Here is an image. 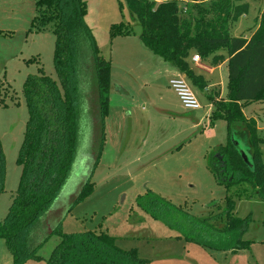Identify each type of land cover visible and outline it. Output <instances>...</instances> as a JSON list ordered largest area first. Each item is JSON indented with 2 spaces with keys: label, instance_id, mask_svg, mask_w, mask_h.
Here are the masks:
<instances>
[{
  "label": "rangeland",
  "instance_id": "374dc122",
  "mask_svg": "<svg viewBox=\"0 0 264 264\" xmlns=\"http://www.w3.org/2000/svg\"><path fill=\"white\" fill-rule=\"evenodd\" d=\"M39 1L0 0V138L6 167L0 221L8 214L22 175L18 157L29 119L24 83L30 75L41 72L59 83L53 23L34 27ZM84 1V21L101 54L110 61L109 110L102 122L94 67L91 60H86L80 71L79 149L44 225L53 229L60 224L66 232L105 233L117 247L134 250L142 264H264V201L249 184H219L208 167V158L204 159L228 143L226 122L217 121L215 128L207 126L203 134L199 128L189 129L182 116L174 119V113L186 110L168 86V79L165 85L148 81L153 69L167 64L142 44L141 26L125 0ZM184 5L183 21L192 23L197 9L192 3ZM208 5L206 1L205 7ZM248 17L250 22L235 25L234 36H240L241 26L252 25V15ZM193 91L203 102L198 89ZM160 98L173 113L162 109ZM242 110L256 122L257 136L264 138V101L250 102ZM186 116L191 120L190 115ZM234 128L235 146L238 141L247 150L243 125L235 124ZM258 148L264 163V143ZM92 171L93 190L75 202ZM152 195L203 219L213 213V208L225 210L227 199L231 200L232 216L238 222L233 238L225 241L205 237L209 244L186 238L181 230L145 209L142 197ZM59 240L54 233L36 251L41 259L29 258L23 264H48ZM238 241L244 245L237 247ZM13 263L12 252L0 238V264Z\"/></svg>",
  "mask_w": 264,
  "mask_h": 264
},
{
  "label": "trees",
  "instance_id": "16d2710c",
  "mask_svg": "<svg viewBox=\"0 0 264 264\" xmlns=\"http://www.w3.org/2000/svg\"><path fill=\"white\" fill-rule=\"evenodd\" d=\"M206 1L125 0L141 26L139 38L142 44L193 84L201 87L189 63L192 53L202 59L212 56L213 64L228 60L227 95L225 99H213L211 115L213 123L219 119L227 122L228 143L218 146L207 156L208 167L219 184H249L258 199L264 201V163L258 148L264 138L257 136L256 122L247 118L242 110L250 102L264 101V10L258 28L246 38L231 33L233 22L248 10L246 2L210 0L205 7ZM182 2L192 3L197 9L192 23L183 21ZM85 11L84 0L38 2L34 27L43 28L53 23L57 35L54 60L59 83L44 72L30 75L24 83L29 119L18 157L22 175L8 214L0 221V238L5 239L12 252L13 264H23L29 258L41 259L36 251L54 233L60 240L48 264L143 263L134 250L117 247L112 237L105 233L97 234L91 230L66 232L60 229V224L50 232L47 224L44 225L50 208L71 174L79 149L82 117L80 71L86 60H91L94 67L102 122L109 110L110 61L101 54L84 21ZM235 124H242L247 135L248 161L234 145ZM98 160L99 157L95 165ZM5 173L0 138V194L4 190ZM92 174L93 171L75 202L93 190ZM142 198L145 209L153 217L181 230L186 238L196 242L209 244L205 237L229 241L237 228L238 222L232 216L233 202L229 199L225 210L213 208V213L203 219L163 197ZM189 232H197V235ZM243 245L242 241L236 244L237 247Z\"/></svg>",
  "mask_w": 264,
  "mask_h": 264
},
{
  "label": "crops",
  "instance_id": "0c3cea01",
  "mask_svg": "<svg viewBox=\"0 0 264 264\" xmlns=\"http://www.w3.org/2000/svg\"><path fill=\"white\" fill-rule=\"evenodd\" d=\"M207 1L210 2V0H207ZM242 2H246L248 4V10H247V12L242 14L238 18L237 21L233 22V24L231 25V33L233 32V28L235 27V25H237V24L243 25L244 22L245 23L247 21L250 22L248 16L252 15V25L245 26V28H244V26H241L242 32H241L240 36H244L246 38H249L258 28L259 18H260L262 11L264 10V1L246 0V1H242ZM185 3H187V2H182L181 7H186L184 5ZM238 3H241V2H238ZM241 20H243V21H241ZM251 26H253V28L249 29ZM246 28H248V29L245 30ZM194 55H198V54L192 53L191 56L189 57V63L191 65V68L194 71L195 76L197 77V82H199L198 83L199 85L201 84V87L193 84L184 75H182L178 70H176L173 67H169L167 65L161 66L160 68L156 67L155 69H153L152 73L149 74V76H148V78H149L148 81H150L151 83L158 81V83L161 82L162 85H165L168 83V86L170 87V85H169L170 78L173 76L182 75L187 79V81L191 85L192 89H198V93L201 94V97L203 99V102L201 100H199L201 102L202 108L198 109V110H187L182 106V109L186 110V112H181L180 114L174 113L176 115L174 117V119H176V117L180 118L182 116L185 119V121H183V122L188 123L189 129L199 128L200 132L204 134L205 132H207V126L215 128L216 122L223 120V119H219L213 123L211 121V115H212L213 108H214L213 99H215V100H219L222 98L225 99L226 95H227L228 60L225 59L222 62H219L217 64H213L211 62L212 56H209L207 59H202L200 57L199 61H194L193 60ZM146 74H148V73H146ZM166 79H168L167 83L165 82ZM144 84L149 85L150 83L146 82ZM158 102H159V104L162 105V109L164 111H167L169 113L171 111H173L170 106L168 107V103L166 104L165 103L166 101H164L162 98H160L158 100ZM180 104H181V102H180ZM171 113H173V112H171ZM186 115H190L191 120H189V117ZM223 121H225V120H223ZM226 124H227V122H226ZM227 134H228V130H227ZM205 158L207 159L206 155L204 156V159ZM49 230L51 231L52 229L50 228Z\"/></svg>",
  "mask_w": 264,
  "mask_h": 264
},
{
  "label": "built area",
  "instance_id": "2783aa9c",
  "mask_svg": "<svg viewBox=\"0 0 264 264\" xmlns=\"http://www.w3.org/2000/svg\"><path fill=\"white\" fill-rule=\"evenodd\" d=\"M193 60L199 61L200 56L194 55ZM169 85L185 109L198 110L202 108L201 102L184 76L177 75L171 77L169 80Z\"/></svg>",
  "mask_w": 264,
  "mask_h": 264
},
{
  "label": "water",
  "instance_id": "95a60500",
  "mask_svg": "<svg viewBox=\"0 0 264 264\" xmlns=\"http://www.w3.org/2000/svg\"><path fill=\"white\" fill-rule=\"evenodd\" d=\"M236 145H237L238 149L240 150V153H241L242 157L245 159V161H248V157H247V154H246V150L243 149V147L240 146V144L238 143V141H236Z\"/></svg>",
  "mask_w": 264,
  "mask_h": 264
}]
</instances>
